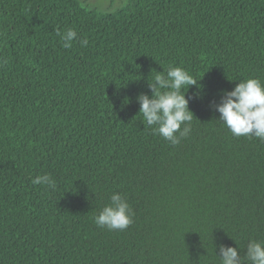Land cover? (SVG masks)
I'll list each match as a JSON object with an SVG mask.
<instances>
[{
  "label": "trees",
  "instance_id": "obj_1",
  "mask_svg": "<svg viewBox=\"0 0 264 264\" xmlns=\"http://www.w3.org/2000/svg\"><path fill=\"white\" fill-rule=\"evenodd\" d=\"M89 4L0 0V264H220L222 244L245 257L264 243V141L213 105L264 84V0ZM170 67L197 81L177 145L137 101ZM45 174L54 189L32 183ZM113 193L132 210L124 230L95 223Z\"/></svg>",
  "mask_w": 264,
  "mask_h": 264
},
{
  "label": "clouds",
  "instance_id": "obj_2",
  "mask_svg": "<svg viewBox=\"0 0 264 264\" xmlns=\"http://www.w3.org/2000/svg\"><path fill=\"white\" fill-rule=\"evenodd\" d=\"M64 42L65 48H70L77 33L67 29L57 33ZM81 46L87 45V40L80 41ZM197 81L181 67H170L164 75L157 72L154 82L149 83L152 96L141 93L137 97L140 105L139 114L153 131L172 145L180 143L182 137H187L191 130L190 122L194 115L189 109V98H186L184 88L196 85ZM215 111L221 120L235 136H254L264 141V84L259 79L249 78L239 82L231 91L223 93L219 103H214ZM184 126L181 129V126ZM178 134V135H177ZM33 184H46L55 188V181L50 175L37 176ZM111 203L105 206L95 217V223L100 228L108 230H124L132 223V210L125 198L118 193L110 197ZM220 264H264V243L250 241L245 257H241L238 248L220 245Z\"/></svg>",
  "mask_w": 264,
  "mask_h": 264
},
{
  "label": "rangeland",
  "instance_id": "obj_3",
  "mask_svg": "<svg viewBox=\"0 0 264 264\" xmlns=\"http://www.w3.org/2000/svg\"><path fill=\"white\" fill-rule=\"evenodd\" d=\"M90 3V6L99 8L101 10H113L124 4V0H84Z\"/></svg>",
  "mask_w": 264,
  "mask_h": 264
}]
</instances>
